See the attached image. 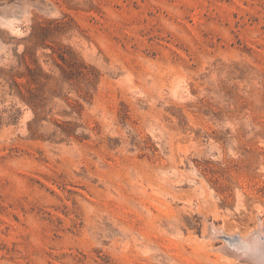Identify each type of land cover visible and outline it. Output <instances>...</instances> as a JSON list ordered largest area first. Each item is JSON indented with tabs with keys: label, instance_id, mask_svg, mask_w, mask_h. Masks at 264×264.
Instances as JSON below:
<instances>
[{
	"label": "rangeland",
	"instance_id": "rangeland-1",
	"mask_svg": "<svg viewBox=\"0 0 264 264\" xmlns=\"http://www.w3.org/2000/svg\"><path fill=\"white\" fill-rule=\"evenodd\" d=\"M255 222L264 0H0V264H233Z\"/></svg>",
	"mask_w": 264,
	"mask_h": 264
},
{
	"label": "bare ground",
	"instance_id": "bare-ground-1",
	"mask_svg": "<svg viewBox=\"0 0 264 264\" xmlns=\"http://www.w3.org/2000/svg\"><path fill=\"white\" fill-rule=\"evenodd\" d=\"M254 227L256 229L255 231H252L251 228L248 229L251 232L245 229L246 231L244 232H246V235L244 236L241 231L237 232L238 235L235 238L229 239V237L226 243L222 244V247H220L224 252H226V254L230 253L233 255L236 261L239 260L238 258L240 257L243 258V260H241L244 263L264 264V224L262 222H258L254 225ZM230 248L231 250H229ZM234 260H232V258L230 259L231 262L233 261V264Z\"/></svg>",
	"mask_w": 264,
	"mask_h": 264
}]
</instances>
